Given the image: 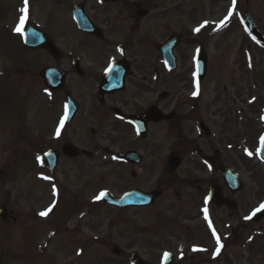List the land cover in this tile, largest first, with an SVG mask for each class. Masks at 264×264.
<instances>
[{
	"label": "flooded vegetation",
	"instance_id": "af4514ba",
	"mask_svg": "<svg viewBox=\"0 0 264 264\" xmlns=\"http://www.w3.org/2000/svg\"><path fill=\"white\" fill-rule=\"evenodd\" d=\"M78 5L91 28L84 30L73 20L75 52L53 59L51 67L65 74L64 87L52 93L43 80L39 85L47 94L61 95L65 112L68 97L74 101L70 124L77 129L71 138L86 147L67 159L82 160L78 168L87 179L92 206L99 199L98 178L92 175L100 166L93 161L102 152L108 156L109 176L122 181L123 190L115 197L133 196L128 201L135 206L124 212L149 210L181 223L179 239L184 241L172 264H209L210 256L217 258L213 253L222 264L238 259L264 264L257 247L264 239V217L257 214L264 205V173L243 165L238 144L244 138L257 154L264 136L259 109L252 104L244 116L237 102L220 108L217 96L212 101L206 96L211 87L208 43L237 30L249 49H257L260 41L244 18L250 15L264 36V0H81ZM175 36L182 43L174 49V62L167 64L160 48ZM183 42L188 45L180 55ZM199 55L207 65L203 74L197 70ZM223 92L230 94L225 86ZM38 138H50L48 125L43 124ZM254 151L245 156L255 158ZM150 200L151 205L138 207Z\"/></svg>",
	"mask_w": 264,
	"mask_h": 264
},
{
	"label": "rangeland",
	"instance_id": "374dc122",
	"mask_svg": "<svg viewBox=\"0 0 264 264\" xmlns=\"http://www.w3.org/2000/svg\"><path fill=\"white\" fill-rule=\"evenodd\" d=\"M80 1L28 0L25 24L43 30L55 41L61 54L68 55L75 52L77 43L72 31L71 7ZM24 7V0H0V209L9 214L7 221L0 217L4 264H131L133 254L146 264H162L166 254L177 256L176 247L179 248L180 242L183 245L184 239H179L181 223L171 215H156L149 210L119 212L102 204L103 192L118 195L123 190L122 181H114L113 176H109L107 154L99 152L93 161L100 165L92 175L98 178L99 203L94 207L89 192L85 191L87 179L78 168L81 159L71 161L61 154L53 174L39 166V159L49 150L61 153L68 143L79 150L86 146L71 138L75 135L76 123L65 130L67 136L58 134L63 114L61 95L43 96L38 81L40 72L56 62L45 51L25 48L23 27L22 34L14 31L20 26L24 15L20 10ZM259 8L260 13L263 12ZM184 16L188 19L187 14ZM239 33L231 30L208 43L211 87L206 96L210 101L217 96L220 108L222 103L237 102L238 107L244 109V116L250 113L251 107L258 108L259 131H263L264 48L249 49L250 43L241 41ZM186 44L183 42L180 55ZM224 86L230 94H224ZM43 124L49 127L50 138L46 141L38 138ZM70 139L72 141H68ZM104 144L108 146L107 142ZM238 144L243 165L257 166L264 173V165L258 157L245 156L246 151H254L253 146L244 138ZM43 212L47 215H41ZM113 247L122 254L115 256ZM257 247L259 257H263L264 239H260ZM183 253L193 263L194 258ZM209 258V264L223 263L219 255L216 259ZM237 261L242 264L240 259Z\"/></svg>",
	"mask_w": 264,
	"mask_h": 264
},
{
	"label": "water",
	"instance_id": "95a60500",
	"mask_svg": "<svg viewBox=\"0 0 264 264\" xmlns=\"http://www.w3.org/2000/svg\"><path fill=\"white\" fill-rule=\"evenodd\" d=\"M75 15L78 18V23L81 26L82 29L88 30L91 28V26L88 24V21L85 17H83L81 10L74 9ZM247 21V20H246ZM25 39V45L30 49H46L48 50L54 57H58V53L56 49L54 48L52 42L46 37V35L33 26H28L24 35ZM180 41L176 42V44L170 43L167 45V47L163 50V54L166 57L167 61L172 62L173 56H172V50L174 47L179 43ZM114 71V69L112 70ZM111 71V73H112ZM110 73V75H111ZM109 75V76H110ZM43 79L46 81L48 87L53 90H59L64 84V75L61 71L57 69H49L45 70L42 73ZM64 154L69 157H76L78 155V152L71 146H66L63 150ZM262 158L264 159V148L263 152L261 154ZM58 161V153L51 152L46 156V162L48 164V167L51 171H54L57 166ZM103 200L106 203H110L112 205H118L120 207H125L127 205H133V203L128 204L126 199H123L122 201L115 202L112 198H110L108 195L103 196ZM0 213L3 215L4 218H6L7 214L4 211H0ZM115 253H119L118 250L115 249ZM1 264V263H0ZM133 264H142L140 261L133 259Z\"/></svg>",
	"mask_w": 264,
	"mask_h": 264
},
{
	"label": "snow or ice",
	"instance_id": "6c2138e0",
	"mask_svg": "<svg viewBox=\"0 0 264 264\" xmlns=\"http://www.w3.org/2000/svg\"><path fill=\"white\" fill-rule=\"evenodd\" d=\"M24 2H25V7L20 10L22 13H24V15L21 16L20 21H19L20 26H18L16 29H14V31L21 33V34H22V26L24 25V23L27 19V2H28V0H24ZM234 2H235V0H234ZM196 31H199V29H196ZM195 94L196 93H194V95ZM101 195H103V194H101ZM261 207L264 208V205H262ZM41 215H47V212H43V213H41Z\"/></svg>",
	"mask_w": 264,
	"mask_h": 264
}]
</instances>
